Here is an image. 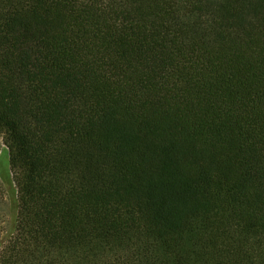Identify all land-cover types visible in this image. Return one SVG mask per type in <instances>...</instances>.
<instances>
[{
	"label": "trees",
	"instance_id": "trees-1",
	"mask_svg": "<svg viewBox=\"0 0 264 264\" xmlns=\"http://www.w3.org/2000/svg\"><path fill=\"white\" fill-rule=\"evenodd\" d=\"M0 264H264V0H0Z\"/></svg>",
	"mask_w": 264,
	"mask_h": 264
},
{
	"label": "rangeland",
	"instance_id": "rangeland-1",
	"mask_svg": "<svg viewBox=\"0 0 264 264\" xmlns=\"http://www.w3.org/2000/svg\"><path fill=\"white\" fill-rule=\"evenodd\" d=\"M4 149V145H3V142H2V139L0 138V153L1 151Z\"/></svg>",
	"mask_w": 264,
	"mask_h": 264
}]
</instances>
